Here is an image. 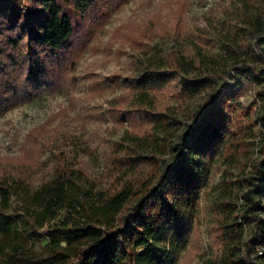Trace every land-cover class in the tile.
<instances>
[{"label": "trees", "instance_id": "obj_1", "mask_svg": "<svg viewBox=\"0 0 264 264\" xmlns=\"http://www.w3.org/2000/svg\"><path fill=\"white\" fill-rule=\"evenodd\" d=\"M126 1L0 0V111L32 101L43 91H60L87 31L100 30ZM237 2L231 27L209 31L222 41L220 51L205 52L199 38L184 53L169 52L162 66L141 62L136 89L110 102L111 109L137 127L121 136L125 167L132 171L151 159L155 168L148 178L105 190L80 170L66 167L34 186L12 172L36 166L43 126L27 133L21 155L0 157V264H158L174 233L191 234L199 192L219 160L225 169L220 198L212 208L213 252L203 264H264V252L259 255L254 243L259 231L264 233V0ZM229 61L237 62L234 82L240 84L244 76L243 86L254 90L257 101L256 109L237 108L247 122L238 131L229 130L226 116L217 112L225 86L213 82ZM195 71L178 93L204 98L173 140L159 90ZM126 103L129 110L122 109ZM251 141L258 154L252 169L236 179L242 188L236 204L228 172L250 160ZM7 167L11 171L5 172ZM172 181L182 183L180 208L164 206L165 216L159 217L156 199Z\"/></svg>", "mask_w": 264, "mask_h": 264}, {"label": "rangeland", "instance_id": "obj_2", "mask_svg": "<svg viewBox=\"0 0 264 264\" xmlns=\"http://www.w3.org/2000/svg\"><path fill=\"white\" fill-rule=\"evenodd\" d=\"M237 7V0H127L116 6L100 30L87 31L85 43L79 44L81 50L75 53L73 70L67 73L60 91H43L32 101L0 111V157L21 155L27 133L43 126L44 131L37 136L36 166L29 171L14 168L16 171L12 172L29 178L34 186L66 167L80 170L105 190L148 178L155 168L151 159L144 160L132 171L125 167L126 143L121 141V136L123 130H137V127L129 125L124 113L111 109L110 102L120 93L136 89L141 62L162 66L168 61L169 52L184 53L199 38L205 52L220 51L222 41L209 31L225 32L230 28L229 17ZM236 64L229 61L213 79L216 85L225 86L217 112L226 116L231 131L247 125L237 108L253 106L256 109L257 104L254 90L243 86L244 76L240 84L234 82L238 76ZM197 74L196 71L180 74L178 82L171 81L170 88L159 90L160 106L166 108L173 140L191 122L204 98V94L191 98L178 93L179 85ZM129 106L126 103L122 109L129 110ZM170 117L177 120L172 122ZM246 154L250 160L235 164L228 172L230 183H235L237 195L234 193L232 200L236 204L241 202L242 192L236 179L252 169V159L258 154L255 141L249 143ZM224 169L221 160L212 165L190 220L191 234L174 233L168 242L167 254L158 264H203L212 254L209 233L215 223L212 208L220 198ZM9 171L7 167L5 172ZM179 185L182 183L169 182L157 197L159 217L165 216L164 206L172 205L174 211L180 208ZM245 228L247 235L248 226ZM263 234L259 231L254 243L256 250L264 252Z\"/></svg>", "mask_w": 264, "mask_h": 264}, {"label": "built area", "instance_id": "obj_3", "mask_svg": "<svg viewBox=\"0 0 264 264\" xmlns=\"http://www.w3.org/2000/svg\"><path fill=\"white\" fill-rule=\"evenodd\" d=\"M257 253L260 255L262 254V249L257 250Z\"/></svg>", "mask_w": 264, "mask_h": 264}]
</instances>
